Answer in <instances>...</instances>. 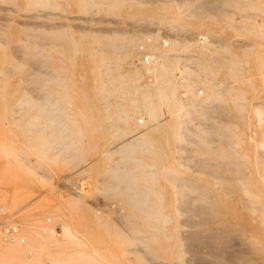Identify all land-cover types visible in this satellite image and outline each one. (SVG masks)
<instances>
[{"label":"rangeland","instance_id":"374dc122","mask_svg":"<svg viewBox=\"0 0 264 264\" xmlns=\"http://www.w3.org/2000/svg\"><path fill=\"white\" fill-rule=\"evenodd\" d=\"M122 81L140 91L109 102L157 112L115 152L99 89ZM203 218L236 243L220 258L185 236ZM1 221L0 264H264V0H0Z\"/></svg>","mask_w":264,"mask_h":264},{"label":"bare ground","instance_id":"6f19581e","mask_svg":"<svg viewBox=\"0 0 264 264\" xmlns=\"http://www.w3.org/2000/svg\"><path fill=\"white\" fill-rule=\"evenodd\" d=\"M103 1V0H102ZM105 1V0H104ZM108 1V0H107ZM46 66V65H45ZM102 66L103 65H100L98 68H99V70L102 68ZM230 66V65H229ZM123 82L124 81H122V82H118V84L116 85V86H110V88H107L103 83L100 85V89H99V94H100V96H99V100H101V105H103V108H104V110H108V108L109 109H114V112H122L121 113V115L118 117L119 118V121L121 122V127H122V131L125 133V132H127V131H129L128 133H125V134H123V136H122V138L119 140V144L118 145H115L114 147H113V150L115 151L116 149H119L120 147L122 148V147H125V149L124 150H126L127 148H126V146H133L134 147V145H140L141 144V142H143V141H149V138L145 135L146 134V132L148 131V129L149 128H151V126H150V120L151 119H153V117L155 116V112H157V108L156 107H154L153 106V104L151 103V102H146V104H144V103H137V104H133V108L132 109H130L129 107H126V101H123V102H120L119 100L118 101H114V102H109L108 101V95L109 94H112V95H117L118 97H121V96H123V95H129L131 92H133V93H138L139 91H140V88L139 87H132V88H130V87H127L126 85H124L125 84V82H124V84H123ZM168 91V90H167ZM151 96V95H150ZM53 97V96H52ZM116 97V96H115ZM118 97H116L117 99H118ZM130 98H132L133 100H135V97H130ZM116 99V100H117ZM203 100V99H202ZM209 100V99H208ZM51 101V100H50ZM231 101V100H230ZM196 103V102H195ZM48 104H47V102H44L42 105H37V107H38V111H53L51 108H53L51 105V107H48L47 106ZM63 108V107H62ZM142 108L144 109V111H145V115H144V118H147L146 119V126L143 128V129H140V128H137L138 127V125H137V122H134V120L132 119V117H133V115H134V113L135 112H137V111H140V110H142ZM218 108V107H217ZM22 109H23V106H22ZM184 109V108H183ZM182 109V110H183ZM21 111V110H20ZM23 111V110H22ZM187 111H190L189 109L187 110ZM191 112V111H190ZM140 114H141V112H139ZM184 115V114H183ZM138 121H140V120H138ZM141 122V121H140ZM182 122V121H181ZM181 122H177V126L179 125V124H181ZM132 126H136L134 129H131L132 128ZM211 126H212V124H211ZM180 129H181V127H180ZM158 130V129H157ZM121 131V132H122ZM171 131V130H170ZM173 132L176 134V135H179V133L177 132V128H174L173 129ZM145 133V134H144ZM178 138V137H177ZM144 146V145H143ZM137 147V146H136ZM141 148V147H140ZM111 149H112V147L111 148H109L106 152H111ZM131 149V151L133 150V148H129V150ZM120 150V149H119ZM128 150V149H127ZM116 152V151H115ZM121 152H122V150H121ZM125 153V152H124ZM222 153V152H221ZM219 155H220V153H219ZM224 155V153L223 154H221V156H223ZM133 160V159H132ZM219 169V168H218ZM236 169V168H235ZM135 170V169H134ZM238 170V169H237ZM169 171V170H168ZM241 171V170H240ZM136 173H137V171H135ZM241 173V172H240ZM138 175V174H137ZM127 178H129V176L127 177ZM135 178H136V176H135ZM218 179H220V180H222L223 179V177H221L220 176V178H218ZM132 180V179H131ZM234 180V179H233ZM131 182V181H130ZM221 182V181H220ZM227 183H230V182H228L227 181ZM222 184V183H221ZM244 184H245V182H244ZM173 185H175V184H173ZM177 185V184H176ZM183 185H187V184H182V186ZM194 185V184H193ZM235 185L236 186H239V183L238 184H236L235 183ZM243 185V183H242V181H241V183H240V186H242ZM221 186V188L223 187L224 188V185L222 184V185H220ZM187 187H188V185H187ZM225 187L227 188V187H232L233 188V186H232V184H225ZM244 187V186H243ZM176 188V187H175ZM231 188V189H232ZM236 188V187H235ZM148 189V191H150L151 189L150 188H147ZM195 189H196V191L198 192V196H200V198L201 199H203V201H204V203L202 202V201H200V205H199V208L198 209H200V211L202 210L201 208H203L204 206H206V205H208V206H210L209 208L212 210V212H213V214L215 215V216H218V217H221L223 214H222V209H220L218 206H217V201L214 199V197H213V193H210L208 190H206L204 187H201V185H197L196 184V186H195ZM201 203H203V205H201ZM205 208V207H204ZM205 210H206V208H205ZM226 214V213H225ZM201 216V215H200ZM199 216V217H200ZM206 216V215H205ZM223 216H225V215H223ZM202 218V217H201ZM163 219H166V218H163ZM209 219V218H208ZM208 219L207 218H203V219H200L198 222H197V225H198V223L199 224H201V225H204L205 227L203 228L202 226H199L200 228H202V229H195V230H193V231H189V232H187L186 233V238L187 239H189V240H191L194 244L195 243H197V242H200V243H202L203 242V244H204V242H205V245L206 244H208V246L210 247L208 250H207V253H208V251L210 252V249L212 250L210 253H212V252H214L213 254H215L216 253V255L215 256H217V253H222V255H223V253L224 252H221V249H223V248H225V247H222V246H224V245H228V240H231V239H229L228 238V236L227 235H225V233L223 232L224 230H223V228L222 227H220V226H215V225H211V224H206L205 222H207L208 223ZM191 225V224H190ZM194 225H196L195 223L192 225V226H194ZM196 225V226H197ZM195 226V227H196ZM198 226H197V228H198ZM243 230V229H242ZM184 237V236H183ZM231 237V236H230ZM185 238V239H186ZM232 241V240H231ZM235 241V240H234ZM184 242H185V240H184ZM188 242V241H187ZM191 242V243H192ZM230 242V241H229ZM191 243H189V244H191ZM230 243H232V244H236V243H233V241L232 242H230ZM229 243V244H230ZM239 243V242H238ZM258 243H261V242H259L258 241ZM188 244V245H189ZM193 244H191V246H192ZM200 246H202V244H199V247H197V248H194L193 246V248H194V250L195 249H197V250H199L200 251V249L199 248H201ZM204 246V245H203ZM232 246V245H231ZM222 247V248H221ZM206 249L208 248L207 247V245H206V247H205ZM231 248V247H230ZM236 248V247H235ZM192 249V248H191ZM205 249V250H206ZM239 249V248H238ZM244 249V248H243ZM224 251L226 250V249H223ZM264 250V249H263ZM192 251H193V249H192ZM259 251H261L260 249H259ZM195 252V251H194ZM226 252H228V250L226 251ZM225 252V253H226ZM230 252V251H229ZM229 252L227 253V254H229ZM231 253H232V251H231ZM209 254V253H208ZM226 254V255H227ZM212 255V254H211ZM225 255V254H224ZM214 255H212V257H213ZM237 256H239V255H237ZM241 256V255H240ZM199 257V256H198ZM217 257H219V254H218V256ZM217 257H215V258H217ZM221 257V256H220ZM219 257V258H220ZM224 258V257H223ZM227 258V257H226ZM225 258V259H226ZM240 259V258H239ZM242 259H244V258H242Z\"/></svg>","mask_w":264,"mask_h":264},{"label":"built area","instance_id":"2783aa9c","mask_svg":"<svg viewBox=\"0 0 264 264\" xmlns=\"http://www.w3.org/2000/svg\"><path fill=\"white\" fill-rule=\"evenodd\" d=\"M150 36L146 33L143 35V38L136 43V51H137V61L138 63L145 65L150 64L151 62V51L147 48V45L144 43V40H149ZM161 45H167V39H165L164 34L160 36ZM47 220V219H46ZM43 232L48 231L49 233L58 234L56 227L52 228H42ZM18 233V226L14 223H8L1 221L0 222V241H8L11 240ZM21 240V238H20Z\"/></svg>","mask_w":264,"mask_h":264}]
</instances>
